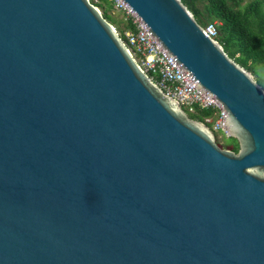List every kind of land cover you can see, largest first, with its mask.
<instances>
[{
  "label": "water",
  "instance_id": "1",
  "mask_svg": "<svg viewBox=\"0 0 264 264\" xmlns=\"http://www.w3.org/2000/svg\"><path fill=\"white\" fill-rule=\"evenodd\" d=\"M238 150L90 0H0V264H264V88L181 0H121Z\"/></svg>",
  "mask_w": 264,
  "mask_h": 264
},
{
  "label": "trees",
  "instance_id": "2",
  "mask_svg": "<svg viewBox=\"0 0 264 264\" xmlns=\"http://www.w3.org/2000/svg\"><path fill=\"white\" fill-rule=\"evenodd\" d=\"M103 16L120 33L132 27L125 22L120 26L119 19L114 18L110 11V0H98L94 2ZM193 13L195 19L203 27L212 22L217 31L216 39L222 45L224 51L235 62L251 71L255 80L264 88V0H181ZM121 20V19H120ZM122 21V20H121ZM209 110H201L190 116L201 119ZM231 141H226L227 139ZM226 146L237 151V141L232 137H226Z\"/></svg>",
  "mask_w": 264,
  "mask_h": 264
},
{
  "label": "built area",
  "instance_id": "3",
  "mask_svg": "<svg viewBox=\"0 0 264 264\" xmlns=\"http://www.w3.org/2000/svg\"><path fill=\"white\" fill-rule=\"evenodd\" d=\"M110 1L114 8L122 13L123 20L132 25V27L125 28L122 33L119 31L118 33L130 54L149 79L155 82L166 95L175 99L188 115L197 114L201 110H209V113L202 115L199 120L205 123L215 135L223 132L221 128L222 110L190 83L176 65L160 50L121 0ZM203 29L209 37L216 39L217 31L214 23H208Z\"/></svg>",
  "mask_w": 264,
  "mask_h": 264
},
{
  "label": "rangeland",
  "instance_id": "4",
  "mask_svg": "<svg viewBox=\"0 0 264 264\" xmlns=\"http://www.w3.org/2000/svg\"><path fill=\"white\" fill-rule=\"evenodd\" d=\"M94 2H96V1H98V0H93ZM244 1H248V0H244ZM111 5H113V4H111ZM100 11H101V9H100ZM110 13H111V15L114 17V18H116V19H119V21H120V26H122L124 23H125V21L123 20V16H122V13L121 12H119V11H117L115 8H114V6H112V10L110 11ZM122 21H121V20ZM215 23V22H214ZM115 27V26H114ZM116 30L117 29H120V28H118L117 27V25H116ZM226 134L224 133V132H220V133H217L216 134V141H217V143L221 146V147H226V148H230V147H228V146H226V144H225V139H226ZM232 139H227L226 141H231Z\"/></svg>",
  "mask_w": 264,
  "mask_h": 264
},
{
  "label": "clouds",
  "instance_id": "5",
  "mask_svg": "<svg viewBox=\"0 0 264 264\" xmlns=\"http://www.w3.org/2000/svg\"><path fill=\"white\" fill-rule=\"evenodd\" d=\"M116 29V28H115ZM199 120V119H198ZM216 136V135H215Z\"/></svg>",
  "mask_w": 264,
  "mask_h": 264
}]
</instances>
